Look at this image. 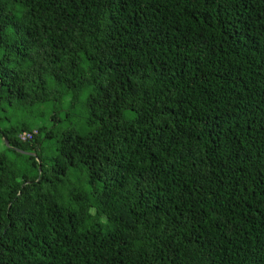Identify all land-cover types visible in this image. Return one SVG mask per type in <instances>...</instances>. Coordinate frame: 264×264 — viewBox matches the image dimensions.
Segmentation results:
<instances>
[{
  "label": "trees",
  "instance_id": "trees-1",
  "mask_svg": "<svg viewBox=\"0 0 264 264\" xmlns=\"http://www.w3.org/2000/svg\"><path fill=\"white\" fill-rule=\"evenodd\" d=\"M0 264H264V0H0Z\"/></svg>",
  "mask_w": 264,
  "mask_h": 264
},
{
  "label": "built area",
  "instance_id": "built-area-1",
  "mask_svg": "<svg viewBox=\"0 0 264 264\" xmlns=\"http://www.w3.org/2000/svg\"><path fill=\"white\" fill-rule=\"evenodd\" d=\"M30 136H31V133H25V134L20 135L22 140L28 139V138H30Z\"/></svg>",
  "mask_w": 264,
  "mask_h": 264
},
{
  "label": "water",
  "instance_id": "water-1",
  "mask_svg": "<svg viewBox=\"0 0 264 264\" xmlns=\"http://www.w3.org/2000/svg\"><path fill=\"white\" fill-rule=\"evenodd\" d=\"M4 140L6 141V139H5V138H4ZM6 144H8V143H7V141H6ZM39 169H40V165H39Z\"/></svg>",
  "mask_w": 264,
  "mask_h": 264
},
{
  "label": "rangeland",
  "instance_id": "rangeland-1",
  "mask_svg": "<svg viewBox=\"0 0 264 264\" xmlns=\"http://www.w3.org/2000/svg\"><path fill=\"white\" fill-rule=\"evenodd\" d=\"M51 154H52V152H51Z\"/></svg>",
  "mask_w": 264,
  "mask_h": 264
}]
</instances>
